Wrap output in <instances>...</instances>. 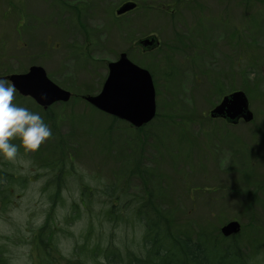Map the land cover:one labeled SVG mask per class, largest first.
Here are the masks:
<instances>
[{
	"label": "rangeland",
	"instance_id": "obj_1",
	"mask_svg": "<svg viewBox=\"0 0 264 264\" xmlns=\"http://www.w3.org/2000/svg\"><path fill=\"white\" fill-rule=\"evenodd\" d=\"M122 1L0 0V75L34 64L76 94L44 111L15 93L14 102L39 112L53 135L35 151L20 145L14 159L0 156L7 173L13 163L22 180L31 178L24 180L28 186L0 193V263L156 264L142 260L146 227L136 204L148 198L143 185L149 184L152 203L140 207L141 216H163L161 235L203 246L166 241L171 264H186L172 256L180 249L201 264H229L222 252L227 246L237 249L241 264H264V0H207L206 26L221 33L205 44L197 34L206 26L190 23L196 31H188L189 43L174 35L183 36L187 17L164 15L167 5L173 8L169 1L137 0L142 14L117 17ZM214 9L237 21V29L228 22L221 28V17L209 26ZM149 33L158 37V50L133 47ZM197 42L201 49L192 56L201 63H230L218 70L226 83L240 58L244 73L237 74L249 90L254 122L229 126L209 119V106L220 96L207 90L204 76L195 80L189 72V46ZM172 47L178 51L171 54ZM121 52L153 79L156 117L141 130L82 98L100 91L107 63ZM230 220L241 228L234 240L220 234Z\"/></svg>",
	"mask_w": 264,
	"mask_h": 264
},
{
	"label": "water",
	"instance_id": "obj_2",
	"mask_svg": "<svg viewBox=\"0 0 264 264\" xmlns=\"http://www.w3.org/2000/svg\"><path fill=\"white\" fill-rule=\"evenodd\" d=\"M135 7L134 2H125L116 9L120 15ZM143 48H153L155 43L145 38L141 41ZM108 73L101 90L94 95H85L84 99L96 109L126 120L135 127L150 121L155 114L154 88L151 76L146 69L132 63L126 53L107 64ZM22 96L31 97L39 106L47 108L55 102H65L70 92L59 87L38 65L29 67L25 73L11 74L7 78ZM212 117H224L232 122L239 118L250 121L252 112L248 109L245 94L233 92L222 98L211 111ZM239 230L237 221H230L221 227V233L228 236Z\"/></svg>",
	"mask_w": 264,
	"mask_h": 264
},
{
	"label": "flooded vegetation",
	"instance_id": "obj_3",
	"mask_svg": "<svg viewBox=\"0 0 264 264\" xmlns=\"http://www.w3.org/2000/svg\"><path fill=\"white\" fill-rule=\"evenodd\" d=\"M129 1L134 2L135 3V7L133 9L129 10V11H126L123 14H120V15H117L116 14L117 17L118 16H122V15L129 14V13H132L134 11H138V14H142L143 13V9L144 8H140L141 4L137 0H124V1H122V2H120L118 4L117 8L120 7L123 3L129 2ZM167 1H169L171 3V5H172L173 8H171L169 5H167V9H169V10H165L164 11V15H167L168 17H171V18H176L177 20L180 17H183V15H185L187 17V19H186L187 24L184 25V26L187 27V29H185V31L182 32L183 33V36L181 35V33H178V32H175L174 35H176L179 39H181V41L183 39V40H185V43H189L191 41V39L190 38H187L188 31H190V35L193 32L196 31V29L195 28H192L189 24L191 23L192 25H194L195 27L198 28L200 26H206V23L209 22V19H210V15L211 14L206 9L207 4L205 2L207 0H197L195 3H194L195 0H167ZM217 1L221 3L222 0H217ZM244 1L246 3V0H244ZM210 6L213 7V5H210ZM116 9H115V11H116ZM160 9H161L160 7H158V9H156V12H158V17L161 15L160 14ZM218 10L219 11H216V9L213 10V12L216 11V14H215L214 18H212L210 20L209 26H212V25L215 26V23L216 22H218L220 24L219 18L221 17L222 23H221V25H219V26H221V28H223V27L226 28L227 27L226 26L227 25V22L231 25V27H234V28L237 27V21H232V20L228 19L226 17V14L221 13L220 9H218ZM179 22L183 23L182 21H179ZM177 24H178V22H177ZM175 27H177V25H175ZM235 29H237V28H235ZM212 33L215 34L218 39H220L219 38L220 33H221L220 28H218V29L215 30L212 27L206 26V30L200 31L197 35L200 36V37H204V42L203 43L205 44V39L208 38V36H210V34H212ZM236 33H237V37H238L237 30H236ZM145 38H149V41H152L153 43H155L156 46L153 47V48H143V46L141 45V41L143 39H145ZM200 41H202V40H200ZM208 41H211V39L209 38ZM179 42L180 41H177V43H179ZM133 47L140 48L141 52H146L147 53V52L154 51L156 49L158 50V48L160 47V41L158 40V37L155 34H153V33H149V34H146V35L143 34L142 36H139L137 39L134 40ZM189 47L191 48L192 51L190 52V56L187 58L188 59L187 64H188V68H189V72L191 73V76L195 80H197L198 77H200V76H204V78L207 81V83H209V84L211 83V87L208 88L207 90H209V92H219L220 99L214 105L212 104V105L209 106V108H210V110L208 111L209 119L211 121H213L214 123L220 122L223 125H229V126H236L238 124H245V123L247 124V123L254 122V114H253V112H252V120L251 121H248V122L244 121L241 118L238 119L236 122H232V121H230V120H228V119H226L224 117H211L210 116V111L221 101V99L225 95H228V94L233 93V92H238V91L244 92L245 94L247 92H249V90L247 89V87L243 86V83L245 82V80L243 78H240V77H242V74L244 73V68L240 64L241 63L240 62V58L238 57L236 59V61L234 62L235 71L232 70L231 74L229 75V77H230L229 78V81L226 83L221 78L223 76L224 72L222 74H219L218 73V70H219V68H221V65H223V64H226V65H229L230 66V63L229 62L228 63L223 62V59H221L220 61L217 60L215 62H209V63L206 64L207 60L204 59L203 60L204 64H203V63H201L202 62V59L201 58H198L197 59V58H195V57L192 56L196 52V49H201L200 43L199 42H197L196 44L193 43V45H191ZM209 47H210V43H209ZM175 50H177V49L175 47H172L171 48V51H172L171 54H173V51H175ZM126 56H127V53H126ZM249 62H250V60L246 62V64H245V65H247L246 67H248ZM133 63H135V62H133ZM135 64L138 65L137 63H135ZM32 65H34V64H31V66ZM138 66H140V65H138ZM29 67H28V69H29ZM140 67H142V68H144V69L147 70V68H145L143 66H140ZM28 69L25 70L24 72H15V73L16 74H18V73H25V72L28 71ZM237 69L238 70L240 69L241 72H242V74H237ZM4 73L5 74H1L0 76H4L7 79L10 74H13L14 73V71L13 72H10V73H8V71H6ZM150 76H151V74H150ZM217 77H219V78L216 79ZM151 78H152V76H151ZM7 82H8V80H7ZM152 82H153V79H152ZM154 92H155V87H154ZM248 104H249V99H248ZM52 106H50V107H52ZM50 107H47L45 110H47ZM249 108H250V106H249ZM155 117H156V108H155V115H154L153 118H155ZM142 127L143 126H140L137 129H140ZM21 154H22V156L24 155V156H27L28 157V154L25 153V152H23V151L21 152ZM239 163L242 164L241 162H239ZM61 165H62V162H59V164H58L57 167H60ZM5 166H8V165L5 164ZM17 167H18L17 165H14L12 163L11 166H10L9 173L6 172V169L5 168L0 167V193L3 192V191H5V192H13L14 190H17L18 186H20V185L22 187L23 186H28L27 183H29V182L24 181V180L25 179H28V181H29V180H31V178L29 176H25L23 178V180H22L21 177L18 174V168ZM58 171L59 172H62L60 169ZM256 174H257L258 177H260L259 176V173H256ZM148 190L152 191V187L151 186H148V187H145L144 186L143 193H148ZM152 194H153V192H152ZM136 200H138V199H136ZM139 201L140 202H144L146 200H141L140 199ZM250 202H254V201L251 200ZM234 238H235V235L229 237L230 240H234ZM174 240L175 239H173V238L171 239V241H174ZM185 241L188 244L198 245V246L203 247L200 243L199 244L190 243L189 242V238H185ZM153 246H157L158 247V241L155 242V243H153ZM156 252L158 253V249L156 250ZM192 258H193L192 259V261H193L192 264H201L200 262H197L195 260V257H192ZM235 258H236L235 264H239L240 259L238 257L237 249L235 251ZM204 262L206 263V261H204ZM0 264H3V263H0ZM156 264H158V261H156Z\"/></svg>",
	"mask_w": 264,
	"mask_h": 264
},
{
	"label": "clouds",
	"instance_id": "obj_4",
	"mask_svg": "<svg viewBox=\"0 0 264 264\" xmlns=\"http://www.w3.org/2000/svg\"><path fill=\"white\" fill-rule=\"evenodd\" d=\"M15 93V85L0 76V156L7 159L17 156L20 145L35 151L53 135V129L39 112L14 102Z\"/></svg>",
	"mask_w": 264,
	"mask_h": 264
},
{
	"label": "trees",
	"instance_id": "obj_5",
	"mask_svg": "<svg viewBox=\"0 0 264 264\" xmlns=\"http://www.w3.org/2000/svg\"><path fill=\"white\" fill-rule=\"evenodd\" d=\"M75 96L72 97V99H76V94H74ZM31 101V100H30ZM32 102V101H31ZM113 120H116L113 118ZM136 130H141L140 129H136ZM142 179H144V182H146V179H145V173H142L141 175ZM145 187L149 186V184H145L144 185ZM148 198L146 199V201L144 202H140V203H137L136 204L138 205V215L140 217L141 220H145L144 224H145V227H146V230H145V239H144V247L146 249V254L144 255V257H142V260L145 261V262H152L154 259L156 261L159 260V262L162 260V258L164 259H167V260H171V261H168L166 264H171L173 263L172 262V259L168 256V254H170L169 252H167V250H165V247H166V241L170 242L171 239H175L176 241H181V245H182V248H184V244H186V241L185 240H178V238H175V237H170V235L166 234V236L161 235V232H162V224H163V221H162V217H160V221H161V225L159 226L158 225V221L159 220H155V221H151L147 218V216L143 217L141 216L142 215V212H141V208L140 207H145L146 205H150L149 203H152V191L148 190ZM140 200V199H139ZM153 207L157 208V205H153ZM154 215H158V210L156 211H153ZM159 221V222H160ZM164 226V224H163ZM169 233V232H167ZM174 240V241H175ZM158 241V247L157 246H153V243L157 242ZM158 249V253L156 252V250ZM181 251H179L177 254H174L172 256H177L179 258H183L185 263L186 264H192L193 261H192V255H190L187 251L183 250V249H180Z\"/></svg>",
	"mask_w": 264,
	"mask_h": 264
}]
</instances>
